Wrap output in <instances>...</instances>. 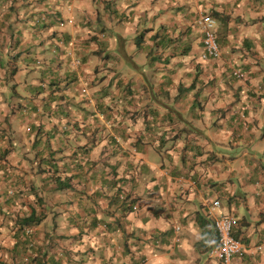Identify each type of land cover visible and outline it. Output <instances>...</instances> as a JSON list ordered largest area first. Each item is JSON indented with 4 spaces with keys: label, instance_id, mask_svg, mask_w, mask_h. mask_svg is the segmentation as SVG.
<instances>
[{
    "label": "crops",
    "instance_id": "0c3cea01",
    "mask_svg": "<svg viewBox=\"0 0 264 264\" xmlns=\"http://www.w3.org/2000/svg\"><path fill=\"white\" fill-rule=\"evenodd\" d=\"M216 199L264 264V0H0V264H221Z\"/></svg>",
    "mask_w": 264,
    "mask_h": 264
},
{
    "label": "built area",
    "instance_id": "2783aa9c",
    "mask_svg": "<svg viewBox=\"0 0 264 264\" xmlns=\"http://www.w3.org/2000/svg\"><path fill=\"white\" fill-rule=\"evenodd\" d=\"M198 23L203 32L201 59L210 61L221 57L222 48L216 31V20L209 13H204L199 17ZM237 76L243 78L240 72ZM86 91L83 89V92ZM220 207L221 201L216 199L208 204L206 209L207 215L214 218V227L218 235V244L209 253L213 258L219 259L221 264H236V256L244 255L247 249L244 242L234 234L235 217L230 213L214 216L215 210Z\"/></svg>",
    "mask_w": 264,
    "mask_h": 264
},
{
    "label": "trees",
    "instance_id": "16d2710c",
    "mask_svg": "<svg viewBox=\"0 0 264 264\" xmlns=\"http://www.w3.org/2000/svg\"><path fill=\"white\" fill-rule=\"evenodd\" d=\"M144 36H145L144 33H141L139 36H137L138 43H141V41L144 39ZM65 187H67V186H63L61 183V186L59 189H63ZM119 193L120 192L118 191V192H116L115 195H113V201H114V203L121 201L120 204H121V209L123 211L122 215H126L127 211H134L137 209L135 206V203H136L135 199H133L131 197H127V196L122 197L119 195ZM199 221H200L201 226L203 227V234H204V237L202 238V241L200 242L201 246L204 248L205 251L210 252V250H212L218 244V235H217L216 229L213 226L214 225L213 222L210 224L209 220H207L206 217H203V216L200 217ZM35 223H38V220L35 218V214L33 213L30 216L23 218L22 225L24 224L27 226H30V225L32 226ZM234 234H235V231H234ZM235 236H236V234H235ZM29 247L31 248L32 246H29ZM32 259H33V263H34V261H36V258H32ZM35 264H45V263L43 261L39 260Z\"/></svg>",
    "mask_w": 264,
    "mask_h": 264
},
{
    "label": "rangeland",
    "instance_id": "374dc122",
    "mask_svg": "<svg viewBox=\"0 0 264 264\" xmlns=\"http://www.w3.org/2000/svg\"><path fill=\"white\" fill-rule=\"evenodd\" d=\"M113 37V36H112ZM134 40H131V41H129V43L127 44L128 46H131L133 43ZM118 44H116V43H114V44H112V46H114V47H116ZM138 49V46L137 45H134L132 48H129V50H126V52H128V53H130L132 56H134V59L137 61V60H140V58H141V54H140V52H135V53H131V52H134V51H136ZM117 51V50H116ZM147 59V58H146ZM150 64H151V57L149 58V61L147 62V67H149L150 66ZM124 74H126V73H124ZM127 76L128 77H130L128 74H127ZM132 77V76H131ZM130 77V78H131Z\"/></svg>",
    "mask_w": 264,
    "mask_h": 264
},
{
    "label": "clouds",
    "instance_id": "9594fccd",
    "mask_svg": "<svg viewBox=\"0 0 264 264\" xmlns=\"http://www.w3.org/2000/svg\"><path fill=\"white\" fill-rule=\"evenodd\" d=\"M202 52V51H201ZM201 55V54H200Z\"/></svg>",
    "mask_w": 264,
    "mask_h": 264
}]
</instances>
